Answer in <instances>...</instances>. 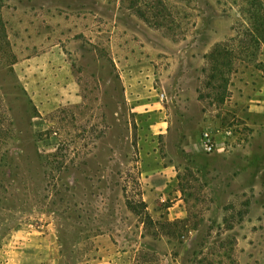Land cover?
<instances>
[{
    "label": "rangeland",
    "instance_id": "1",
    "mask_svg": "<svg viewBox=\"0 0 264 264\" xmlns=\"http://www.w3.org/2000/svg\"><path fill=\"white\" fill-rule=\"evenodd\" d=\"M0 18V264H264V0Z\"/></svg>",
    "mask_w": 264,
    "mask_h": 264
},
{
    "label": "crops",
    "instance_id": "2",
    "mask_svg": "<svg viewBox=\"0 0 264 264\" xmlns=\"http://www.w3.org/2000/svg\"><path fill=\"white\" fill-rule=\"evenodd\" d=\"M46 53H40L38 56H32V57H26L25 59H23L21 62H19V66L20 67H24L25 69H27V71H29L32 68H35V66H32V64L34 63H38L39 65L37 66L38 70L41 71V69L46 70V66L48 65L47 63H45V57ZM258 93V92H257ZM257 108H262V106H258ZM259 110V109H256ZM164 178V185L167 186L168 182H172L173 179H171V177H169V175H167ZM151 178L146 179V182L149 183L150 186H154L155 185V181H153L152 183H150ZM147 187V186H146ZM149 188V187H148ZM157 190V189H156ZM149 191H152V189H149ZM148 191V193H149ZM154 190L151 192L152 194H154ZM179 214H175V218H179L178 217Z\"/></svg>",
    "mask_w": 264,
    "mask_h": 264
},
{
    "label": "trees",
    "instance_id": "3",
    "mask_svg": "<svg viewBox=\"0 0 264 264\" xmlns=\"http://www.w3.org/2000/svg\"><path fill=\"white\" fill-rule=\"evenodd\" d=\"M8 47L9 43L5 34V24L0 18V59L6 61L10 67V71L13 72L12 66L14 64V57L10 54V52L8 53ZM1 126L2 124L0 121V132L2 131Z\"/></svg>",
    "mask_w": 264,
    "mask_h": 264
},
{
    "label": "built area",
    "instance_id": "4",
    "mask_svg": "<svg viewBox=\"0 0 264 264\" xmlns=\"http://www.w3.org/2000/svg\"><path fill=\"white\" fill-rule=\"evenodd\" d=\"M214 145L215 143H214L212 135L209 132H204L202 134V146L204 150L207 153H211L214 150Z\"/></svg>",
    "mask_w": 264,
    "mask_h": 264
}]
</instances>
